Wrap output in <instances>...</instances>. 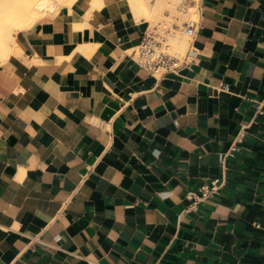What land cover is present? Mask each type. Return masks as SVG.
<instances>
[{
    "label": "crops",
    "instance_id": "obj_1",
    "mask_svg": "<svg viewBox=\"0 0 264 264\" xmlns=\"http://www.w3.org/2000/svg\"><path fill=\"white\" fill-rule=\"evenodd\" d=\"M135 4L74 0L0 64V264H264V0H202L161 77Z\"/></svg>",
    "mask_w": 264,
    "mask_h": 264
},
{
    "label": "built area",
    "instance_id": "obj_2",
    "mask_svg": "<svg viewBox=\"0 0 264 264\" xmlns=\"http://www.w3.org/2000/svg\"><path fill=\"white\" fill-rule=\"evenodd\" d=\"M202 0H179L175 6V14L165 12L164 19L147 23L139 45L134 51L139 67L151 75L164 76L179 74L196 62V50L193 42L202 24ZM178 37L187 42L185 53L173 52L169 40ZM219 190L218 181L212 186L200 189V194H192L196 200L210 198Z\"/></svg>",
    "mask_w": 264,
    "mask_h": 264
},
{
    "label": "bare ground",
    "instance_id": "obj_3",
    "mask_svg": "<svg viewBox=\"0 0 264 264\" xmlns=\"http://www.w3.org/2000/svg\"><path fill=\"white\" fill-rule=\"evenodd\" d=\"M74 0H0V64L8 61L18 51L15 43L17 33L27 30L46 16L56 14L63 6L70 7ZM179 0H157L155 13L149 14L144 0H134L137 8L145 11L148 20L160 15L166 9H172ZM170 2V3H169ZM74 4V3H73ZM70 5V6H69ZM138 9V10H139ZM157 13V14H156ZM174 14V11L172 12ZM187 42L171 37L169 42L173 52L183 53Z\"/></svg>",
    "mask_w": 264,
    "mask_h": 264
},
{
    "label": "rangeland",
    "instance_id": "obj_4",
    "mask_svg": "<svg viewBox=\"0 0 264 264\" xmlns=\"http://www.w3.org/2000/svg\"><path fill=\"white\" fill-rule=\"evenodd\" d=\"M178 2H179V1H178ZM178 2L174 3L172 9L166 8V9L163 11V17H154V18H153V21H152V20H148V21H150V23H153V22H158V21L163 20L166 11H168L171 15H174V14H175V6H176V4H177ZM172 10L174 11V14L171 13ZM177 38H178V37H177ZM170 40H171V38H170ZM170 40H169V42H170ZM186 50H187V44H186V48H185V50H184L183 53H185Z\"/></svg>",
    "mask_w": 264,
    "mask_h": 264
}]
</instances>
